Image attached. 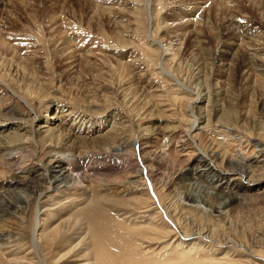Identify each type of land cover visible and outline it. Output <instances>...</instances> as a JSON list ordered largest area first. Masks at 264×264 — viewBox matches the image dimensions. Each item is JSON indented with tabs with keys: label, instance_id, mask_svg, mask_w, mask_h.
<instances>
[{
	"label": "rangeland",
	"instance_id": "obj_1",
	"mask_svg": "<svg viewBox=\"0 0 264 264\" xmlns=\"http://www.w3.org/2000/svg\"><path fill=\"white\" fill-rule=\"evenodd\" d=\"M151 1L155 3L151 15H148L143 11L134 13L137 5L132 4L133 8L123 0H101L100 7H113V16L103 15L91 0H12L8 3H2L0 0V31L4 34L0 35L6 36L5 39L7 38L9 42L19 45L22 57L30 59L28 68L34 69L37 76L45 77L47 86L52 90L59 87L61 99L58 105L66 107L72 105L76 113L83 112L85 108L82 106L86 107L84 99L68 96V92L72 95L81 94V88L89 95L104 93L110 96L114 105L109 106L107 102L103 104L102 101L104 114L98 118L117 113L127 121L125 125L128 130L127 128L125 130L126 134L129 133L127 135L130 136V141L139 135L142 128L148 126L154 128V123H161L148 122L144 110L146 107L143 105L148 96L156 97L159 93L165 96V103L173 106L176 111L186 110L188 99H193L197 95L205 98L209 96L212 105L216 110L220 107L223 118L230 125L241 127L240 131L238 129L240 135L243 136L244 132L246 135L251 134L252 140L246 144L251 146L258 136L264 138V110L259 109L263 103L264 92L258 93L252 87L251 77L244 78L242 71L237 67L238 62L244 58L243 54L232 59L231 55L224 54L226 50L224 45L227 41H236L235 37L238 38L240 35L241 39L244 36L237 34L233 38L229 30L236 34L239 27H249L258 30L264 36V0ZM200 3H206L205 11L201 15L196 14L197 17L194 15L193 19L199 21V37L192 42L187 36L186 38L183 36V41L180 40L182 42L180 50L172 61L168 58L170 52H164L163 48L171 42L177 43L176 38L172 36L176 23L188 8ZM127 9L130 11H126ZM229 19L233 21L231 26L228 25ZM115 23H119L121 26L119 24L118 26L121 28L117 27V30L114 27ZM62 31L76 34L74 36L78 40L75 42L81 44L83 52L86 50L88 54L107 55V59L101 63L93 56L89 61L84 60L86 62L80 63L82 66L79 64L72 68L70 61L68 62L60 53L63 51L62 47L65 48L63 41L58 40ZM178 33L186 34L180 31ZM119 36L122 42L118 39ZM151 38L163 45V48H156L158 45L152 44ZM114 59L122 65L125 62L131 63V60L136 61L133 76L129 75L127 78V75V81L123 75L127 72L120 74L115 70L117 62ZM127 63L125 66L129 67ZM104 64L111 68L103 67ZM159 68L169 72V77L164 78V75L159 74ZM172 98L181 100L173 103ZM32 104L38 116L50 114L55 108L47 109L43 105ZM33 113L0 86V124L10 115L14 118L28 119ZM216 139V142L219 139L221 141L220 137ZM165 144L166 142L157 136L150 148H146L148 152L156 149L159 155L161 152H164L163 155L166 154L165 157H160L165 158L163 159L165 162L158 157L157 160H153L154 158H151L153 161L150 160L151 167L154 166L152 170L156 173L153 172L154 177L151 181L157 183L177 168L170 162L175 157L172 158V152L167 144V147L164 146ZM91 145H94V141L89 142V146ZM168 152L171 153L167 157ZM82 158L79 160L80 168L88 177L85 185L88 186L91 181L97 184L100 182V185H92L86 195L74 192L60 198L53 196L46 201L49 204L40 211L42 212L40 219L49 225L44 234L48 228L54 226L62 228V225L67 233L65 238H58L53 243L41 242L38 245V255L45 264H142L147 263L150 258L154 261L162 256L163 258L167 256L166 260L178 259L179 255L183 251H188L187 248L192 244L201 248L197 251L199 252L197 256L206 255L210 258L212 253L209 243L225 244V251L228 253L232 252V248H240L244 252L251 250L259 258L252 259L246 254L247 257L253 263L264 264V187L247 199L244 198L234 204L222 216L223 218L210 213L202 202H190L191 206H185L187 202L182 199L181 191L175 197L172 194L170 200L166 199L160 205L156 198H152L150 207L142 210L140 208L147 205L143 206L135 201L140 192L137 193L135 189L126 191L122 182L119 183L118 180L125 176L132 177L133 172L143 168V161L139 155L118 157L114 153L90 155L87 153ZM116 180L118 181L115 182ZM145 190L153 197L150 181ZM93 196H103V199L108 200L110 198V201L105 200L107 201L104 203L105 206L102 205L100 219H94V215L90 218V215L86 216L84 213ZM11 209L13 211L2 213L0 219V264H36L31 240L34 201L32 200L28 206ZM99 221L103 222L102 226L98 225ZM152 227L159 230L167 227L173 232L165 238L166 240L163 236L149 241L147 239L152 238L151 234L154 235ZM191 233L201 234L206 239L183 240L184 235ZM68 241L70 243H66Z\"/></svg>",
	"mask_w": 264,
	"mask_h": 264
},
{
	"label": "bare ground",
	"instance_id": "obj_2",
	"mask_svg": "<svg viewBox=\"0 0 264 264\" xmlns=\"http://www.w3.org/2000/svg\"><path fill=\"white\" fill-rule=\"evenodd\" d=\"M9 1L12 0H2V3H8ZM123 1L131 4V6L132 4L137 5L136 8L132 6L134 8V13L143 11L148 15H151V9L153 11V4L155 3H152L151 0ZM100 2L101 0H91V3L99 7L98 11L103 13V15L114 14L113 7L102 8L99 5ZM205 5L206 3L195 4L188 8L180 17L178 23H176V28H172V31H174L172 36L176 38L177 43L173 44L171 42L164 46L166 48H163V45L152 40V38L150 42L158 45L156 48H163L164 52H170V57L168 58L173 61L182 45L181 41H183V36H185V38L187 36L192 42L199 37V21L197 22L193 19L195 18L194 15H201L205 11ZM128 10L129 9L126 11ZM120 11L125 10L120 9ZM228 21V25L231 26L233 21H231V19ZM118 24L119 23H115L116 26L114 27L119 28ZM233 28L234 27H232V29ZM179 31L182 33L186 32V34H177ZM228 32H231L233 38L237 34L244 36H242L243 38L241 39L239 38L241 37L240 35L238 38L235 37L236 41L232 40L233 42L227 41L226 45H224L226 46L225 52L223 51L224 54L231 55V59L236 55L239 56L243 54L244 58L238 62L237 67L242 71V76L244 78L250 79L251 77L252 87H254L258 93L264 92L263 34L258 30L242 26L239 27V30H237L238 33L236 32V34L232 30ZM0 33L3 34L2 31H0ZM74 35L72 32L62 31L60 33V39L57 38L58 40H62L65 46V48L62 47L63 51H60L61 56L63 55L68 62L70 61V66L72 68H75L76 65L79 66L80 63L82 64L87 60L89 61V58L93 56L96 57V60H100L101 63L107 59V55H97V53L96 55L88 54L86 50L83 52L81 44L75 42L78 38L76 39ZM5 37L6 36L1 37L0 35V86L21 101V104L25 106L30 113H34L32 117L28 119L14 118L10 115L3 119V123L0 124V219L2 213L6 214V212L12 210V207L17 209L22 206H28L32 200L34 201V220L31 240L36 264H45L38 255V245L41 242L43 244L53 243L58 238H65L67 233L62 225V228H57V226L48 228V231L44 234V230H46L49 225L40 219L42 214L40 211L49 204L46 203V201L53 196L60 198L65 194L74 192L86 195L90 191L92 185H100V182L97 184V182L92 181H89L90 183L88 186L85 185V180H87L88 177L83 174L79 160L87 153H89V155L90 153H114L118 157L140 156L143 161V168L133 172L132 177L125 176L118 180H120L119 183L122 182L126 191L135 189L137 193L140 192L138 193L139 196L135 198V201L143 206L147 205L140 208L142 210L150 207V203H152L150 200L152 198H156L160 205L163 204L164 200L169 199L172 194H174L173 197H175L176 194L181 191L183 194L182 199L187 202L185 206H191L189 205L190 202H202L204 206L208 207L210 213H213L217 217H222L234 204L244 200V198L247 199L249 196H252L254 192L257 193V190L264 187V138L258 136V138L253 140L254 143L249 146V141L252 140L251 134L248 133L246 135L243 131V136L240 135L238 129L240 131L241 127L230 125L226 119L223 118L220 107L216 110V107L212 105V99L209 98V96L205 98L204 96L197 95L193 99H188L189 102L188 105H186L187 109L184 111H176L173 106L167 105L164 100L165 96H162V94L160 95V93L157 94L156 97L148 96V100H145L143 103L146 108H141L146 110L145 116L148 122L160 121L161 123H154V128L149 126L147 128H142L138 133L139 135L130 141L131 138L127 135L129 133L126 134L127 131L125 130L127 128V125H125L127 121L118 116L117 113H110L106 117L103 116L101 119L98 118L104 114L101 106L102 101L103 104L107 102L106 104L109 106L114 105L110 96L104 93H93L89 95L85 93L84 88H81V94L72 95L71 92H68V96L82 97L84 99L86 107L82 106V108H85L83 112L76 113V111H74L75 109H72V105L71 107L58 105V101L61 99L59 87L52 90L47 86L45 77L37 76L34 73V69L28 68L30 59L25 56L22 57L23 53L20 52L19 45L17 46L15 43L9 42ZM118 39L122 42L120 36ZM243 39L247 41L245 42ZM64 58L62 59L65 60ZM114 60L117 62V59ZM120 62L122 61L120 60ZM126 63L127 62H125V64ZM125 64L122 65V63L118 61L115 63V66H117L115 70H117L118 73L127 72L123 74L126 80L129 78V75L131 77L133 76L137 63L135 60H131V63H127L129 67L125 66ZM104 66L105 64L103 67ZM229 66H231V64ZM88 67L89 66H87V68ZM105 68L107 67L105 66ZM110 68L111 67H108L107 69ZM159 70V74L164 75V78L169 77V72L164 71L163 68H159ZM137 76H139V74ZM174 96L177 95L174 94ZM171 100H173V103H177V101L181 99L172 98ZM262 101L263 103L260 104L259 108L261 111L264 110V96ZM32 103L43 105L47 109L52 107L55 108L50 114L38 116L32 107ZM106 118H109V120ZM157 136L169 146V150H171L173 155H171L172 158L175 157V159L173 158L170 162H172V165L174 164L177 166L166 178L164 177L165 179L159 180L158 183L151 181L154 177L155 170H152L154 166L151 167L150 160H152L151 158L157 160L156 157H165L166 154L163 155L162 153L164 152H161L159 155L156 149L152 152H148L146 149L150 148ZM216 137H220L221 141L219 139V141L216 142ZM92 141H94V145L89 146V142ZM166 144L164 145L165 147H167ZM171 152H168L167 157ZM163 159L161 161L165 162ZM152 165L154 164L152 163ZM154 179L156 180V178ZM148 181H150L153 197L145 190ZM158 185H160V187H158ZM102 197L93 196L89 200L87 208L84 211L86 216L90 215L89 217L91 218V216L94 215V219H100V217H102V205L105 206L104 203L107 202L105 200H108ZM44 200L45 202H43ZM108 201H110V198ZM181 201L182 200H180V202ZM173 203L175 204V202ZM120 204L123 206L125 205L123 203ZM112 222L113 221H111V223ZM75 225H77V223H75ZM98 225L102 226L103 222L99 221ZM151 229L154 235L151 234L152 238H146L149 241H154L163 236L165 239L173 232L172 229L170 230L168 228V230L167 227L163 230H159V228L155 227ZM184 238L183 240L185 241L189 239L193 240L194 238H199L198 241L206 239V237H203L201 234L193 233H191V235H184ZM211 238L213 239V237ZM66 243H70V241ZM209 245H211L210 251L212 253L210 258L206 255V257L197 256L199 253H197V251H200L201 248L199 249L195 244H192L187 248L188 251H183V253L179 255L180 257L178 259L172 258L166 260L167 256L164 255L165 259L163 256V259L158 256L160 259H154V261L151 260V258L148 260L145 258L147 263H144L256 264L253 263L249 257L252 259L259 258L257 255H254V252L251 250L246 249L247 252H244V250L240 248L233 249L231 247L232 252L228 253V251H225V244L209 243ZM246 254L249 255V257H247ZM214 255L217 256L215 257ZM232 255L234 256L231 258ZM242 256L244 257L242 258ZM153 258L154 257H152V259Z\"/></svg>",
	"mask_w": 264,
	"mask_h": 264
}]
</instances>
